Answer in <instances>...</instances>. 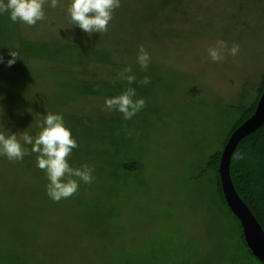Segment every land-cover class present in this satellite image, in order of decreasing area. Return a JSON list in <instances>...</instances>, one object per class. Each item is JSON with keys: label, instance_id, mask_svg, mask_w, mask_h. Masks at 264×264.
Masks as SVG:
<instances>
[{"label": "rangeland", "instance_id": "rangeland-1", "mask_svg": "<svg viewBox=\"0 0 264 264\" xmlns=\"http://www.w3.org/2000/svg\"><path fill=\"white\" fill-rule=\"evenodd\" d=\"M159 1L121 0L108 31L87 44L75 27L51 43L48 28L21 23L38 41L28 43L19 24L0 15V52L20 54L11 68L0 65V123L18 137L34 135L44 113L62 114L78 144L69 164L93 166L95 176L53 202L35 153L0 157V264H254L215 175L202 170L257 98L264 0H176L168 16L152 20ZM50 2L45 18L68 19L69 0ZM139 7L151 17L146 30L119 34L117 13L135 17ZM219 40L239 53L213 62L207 48ZM124 42L132 53L121 60ZM141 45L151 58L146 71L136 59ZM129 66L145 106L124 120L104 102L130 86L117 76ZM145 76L149 83H140Z\"/></svg>", "mask_w": 264, "mask_h": 264}, {"label": "clouds", "instance_id": "clouds-1", "mask_svg": "<svg viewBox=\"0 0 264 264\" xmlns=\"http://www.w3.org/2000/svg\"><path fill=\"white\" fill-rule=\"evenodd\" d=\"M48 0H0V15L7 14L12 23H22L33 26L45 19V4ZM59 0H51L49 7L56 8ZM121 0H69L65 7L70 24L78 27L87 39V44L93 34H103L108 31V25L113 14L120 7ZM239 45L228 46L227 42L219 40L215 46L207 48V54L213 62L222 61L225 56L235 57L239 53ZM20 58L18 51L9 48L5 54L0 52V65L11 68ZM137 63L142 70H147L150 55L141 45L138 49ZM131 67H125L117 76L120 81H126L129 87L118 95L105 98L104 107L108 112L122 114L124 120L132 119L145 106L143 98H137L136 89L131 85L136 82V76ZM140 83H149L145 76ZM4 94L0 93V100ZM5 115L0 105V118ZM39 131L34 135L24 132L18 135L8 131L0 123V157L9 161H21L27 155L36 154V167L45 174L46 195L53 202L68 199L79 191L80 184H91L95 180L94 167L82 164L73 167L68 157L73 149L78 147L77 141L69 127L66 126L62 114L47 112L37 124ZM27 146H31L30 148Z\"/></svg>", "mask_w": 264, "mask_h": 264}, {"label": "trees", "instance_id": "trees-1", "mask_svg": "<svg viewBox=\"0 0 264 264\" xmlns=\"http://www.w3.org/2000/svg\"><path fill=\"white\" fill-rule=\"evenodd\" d=\"M175 1L176 0H160L159 5L157 4L151 5L149 14L152 13L151 14L152 20L156 16L161 17V14L167 11V6L170 4V2H175ZM180 4L182 5V3ZM153 6H155V8L157 9L155 10ZM140 9L141 8L139 7L135 11L136 12L135 17L132 15L130 16V13H128L127 10L125 9L120 11V13H117L119 15V18H118V21L116 22V25H119L117 28L119 34L126 33L127 28L129 27H131L129 28V34L133 32L146 30V26H145L146 24L144 23L151 22L149 21L151 17L146 18V16L144 15L145 10L143 8L141 10ZM155 11H156V14L154 13ZM167 16H168V11H167ZM37 23L40 24V26H43L49 29L50 36H48L46 39H51L55 41L51 43L60 42L59 38L62 37L67 31L75 27V26L72 27V25L69 22V19L45 18L43 21H38ZM17 24H19V27L17 28L21 34V39L23 41H26L28 43L38 42L36 39L25 36L24 35L25 29L23 30V27H20L21 23H17ZM50 24H57L59 27H56V29H52L49 26ZM127 24L129 25L128 27H127ZM123 25L125 27H123ZM180 26L183 27V25H180ZM67 27L71 29L66 30ZM75 28L77 30L79 29L78 27H75ZM22 35H24L28 39L27 40L24 39ZM124 48L125 49L122 51V54L125 56L121 58V60L128 59L127 54L132 53L131 48L127 44H125V42H124ZM109 54L111 53L108 52V55ZM129 59H133V58L130 57ZM112 60L115 61V59H112ZM263 91H264V74L258 86V91H257L258 94H257L256 100L250 107L243 110L241 118L237 121L229 137L241 124H243L247 119H249L254 114L257 108L258 102L263 94ZM221 155H222V151H219L215 153L214 155H212L210 157V160L208 161V163L206 164V166L204 167L202 171L212 172L215 175V178L217 181V188L223 199V202L226 205L229 213L236 219L240 227L241 238L244 244L243 246L244 255L254 264H264L262 261H260L257 257L253 255L251 249L247 245L245 241L241 222L233 214V212L229 208L226 202V199L224 197L221 179H220V173H219ZM123 168L126 171H133L134 169H137V166L135 164L133 165L124 164ZM230 175H231L232 182L234 184V187L238 195L241 197V199L246 203V205L252 211V213L254 214V216L256 217V219L258 220V222L260 223L261 227L264 230V124L261 127H259L256 131H254L250 135L240 140V142L238 143L232 155V159L230 163Z\"/></svg>", "mask_w": 264, "mask_h": 264}, {"label": "water", "instance_id": "water-1", "mask_svg": "<svg viewBox=\"0 0 264 264\" xmlns=\"http://www.w3.org/2000/svg\"><path fill=\"white\" fill-rule=\"evenodd\" d=\"M263 124L264 91L254 114L241 124L227 140L222 150L219 173L224 197L233 214L241 222L245 241L253 255L264 263V230L252 211L238 195L230 175V163L238 143Z\"/></svg>", "mask_w": 264, "mask_h": 264}]
</instances>
